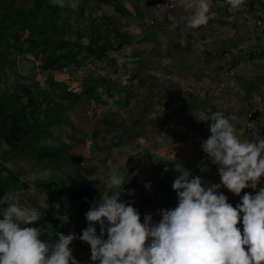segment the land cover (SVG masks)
<instances>
[{
	"label": "trees",
	"instance_id": "obj_1",
	"mask_svg": "<svg viewBox=\"0 0 264 264\" xmlns=\"http://www.w3.org/2000/svg\"><path fill=\"white\" fill-rule=\"evenodd\" d=\"M128 1L79 0L78 7L73 9L66 0L64 7L54 5L52 0H0V45L2 47L0 69L5 71L3 67L7 62L12 63L9 68L10 72L18 79V86L14 87L16 89L13 92H0V149L8 153V157L0 155V197L7 193L28 191L32 183L45 193L46 206H40L37 204L38 201L32 198L25 202L32 208L40 209L43 213L40 214L41 219L33 227L40 228V238L44 242L50 244L57 242L56 233L64 235L75 233L78 238L88 226L85 214L92 203L99 202V195L102 192L110 194L112 190L108 185L110 181L86 178L80 172H72L75 162L80 163L78 168L86 173L94 172L96 167L84 166L82 164L84 155L72 154L69 145L75 144V147L80 144V150L85 147L88 152L105 151L107 157L111 158L112 150L120 143L134 138L139 140L143 136L141 128H144L148 122L147 119L152 118L150 113L147 116L148 107L162 94L157 86L146 94L144 91H138L141 90L140 87L137 91H130V96L127 95L124 99V107L132 108L129 110L133 118L127 120L128 124H125V121L118 122L119 117H116V120H104L102 130H97L96 126L83 130L82 123L75 124L74 118L70 116L71 109L84 102L86 98L105 104L101 97V88L104 90L103 93H106L107 85H114L118 88L116 89L118 92L122 90L119 89L122 86L118 82L120 81L117 70L119 68L113 66V62L116 61L115 54L122 49L123 45L131 43V38L122 32L120 21L115 20V17L116 15L122 18L132 16L131 10L134 2L130 4ZM258 2L257 6L261 7L264 14L263 0H250V6H255ZM107 9L113 10L112 14H108ZM96 11L101 12L100 17H94L93 13ZM257 19L263 18L258 15ZM25 34L27 35L24 36ZM82 41L87 43H82ZM261 46L259 47L260 54L263 56L264 44ZM14 52L20 57L11 58ZM22 60L37 64L38 74L43 78L40 79L38 74L29 76L22 74L18 69ZM97 62H105V64L89 70L87 78L80 85L78 78H73L68 74V71H72L71 67L88 68ZM111 66L115 74L107 72ZM236 68L237 62L230 61L224 66L219 65L218 69H229L232 71L231 75H234L233 71ZM99 70L104 73L103 76L98 74ZM138 78L141 80V76L135 73L126 76L128 83H133V85L139 80ZM129 84L127 85L131 89ZM79 89L81 93L78 92ZM250 92L251 90L247 92L248 96L244 99L250 98ZM200 96L201 93L196 95L197 100H200ZM210 98L211 96L207 94L200 105H205ZM66 102L65 108H61ZM258 108L249 104L236 113L239 118H248L251 114L253 118L261 120L264 110ZM47 119H52L55 123H48ZM247 121L249 125L245 126V134L251 135L252 138L253 134H259L261 138H264V132L261 131L263 127L260 124L257 125V122L251 123L249 118ZM66 126H70L76 135L78 133L74 144L64 141L63 146L57 147L42 143L54 130ZM147 132L154 135L156 133L154 129H150L144 132L145 136ZM35 134L39 135L34 138ZM100 141H103L102 145L99 144ZM131 141L137 142L136 140ZM87 144L93 145L94 148L90 151ZM143 152H146V149H143ZM200 155L201 153L196 161L200 159ZM22 156L33 161L31 162L32 168L42 165L51 169L54 173L51 179L21 183V174L8 166L7 158L19 159ZM105 161L108 162V159ZM136 168L132 166L125 170L124 187ZM261 178L264 183V176ZM136 181L138 180H133L132 185L137 186ZM59 190H62L61 194ZM152 193L143 191L136 196H124L123 199L131 202L141 214L144 211L143 208L154 196ZM58 195H61L60 199L57 198ZM52 204L59 206L54 212H51ZM54 213L64 218L62 224L58 221L54 224L49 223L46 216L50 217ZM2 217L0 214V219ZM97 232L99 233V225H97ZM106 238L107 234H105ZM82 243L86 242L78 238L70 245L76 256L80 253L83 255L87 253ZM87 246L90 249V245L87 244Z\"/></svg>",
	"mask_w": 264,
	"mask_h": 264
},
{
	"label": "clouds",
	"instance_id": "obj_2",
	"mask_svg": "<svg viewBox=\"0 0 264 264\" xmlns=\"http://www.w3.org/2000/svg\"><path fill=\"white\" fill-rule=\"evenodd\" d=\"M245 2L227 0L231 8L237 10ZM52 3L65 6V0H52ZM69 6L75 9L78 3L72 2ZM184 7L194 9L188 21L190 28L208 23L210 0H190ZM129 18L120 20V29ZM149 24L153 25V21L146 25ZM98 67L99 62L88 68H71L84 69L85 78L81 77L82 73L76 76L80 85L87 78L88 71ZM98 74L104 75L101 70ZM111 87L115 88L114 85ZM103 91L101 88L105 104L96 103L113 110V104L119 98L113 93L105 97ZM202 92L206 97L208 92ZM200 97L199 104L205 99L202 95ZM153 108L155 111V106ZM202 109H205L204 105ZM248 118L255 123L251 114ZM200 120L211 121L208 139L197 137L192 130L181 127L187 138L199 145L188 158L196 155L193 162H197L199 153L200 159L209 157L219 166L221 183L205 187L199 176L189 179L188 172L182 173L172 184L178 196L177 206L158 209L156 214L161 217L158 222H153L152 214L145 215L141 222L139 211L123 199L134 195V190H126L123 176L113 174L110 177L111 193H102L100 201L92 203L85 214L88 226L78 237L86 242L82 243L85 251L91 253L89 264H264V188L255 195L245 193L235 207L219 191L223 186L240 196L246 188H257L264 176V138L258 136L251 141H241L230 120L220 111ZM145 188L150 189L151 183L145 184ZM17 194L20 193L0 197V214L3 216L0 219V264H80L70 248L73 241L78 240L76 234L56 233L58 240L54 244L42 241L40 228L31 226L41 219L42 211L21 203ZM241 217L243 233L237 227Z\"/></svg>",
	"mask_w": 264,
	"mask_h": 264
},
{
	"label": "crops",
	"instance_id": "obj_3",
	"mask_svg": "<svg viewBox=\"0 0 264 264\" xmlns=\"http://www.w3.org/2000/svg\"><path fill=\"white\" fill-rule=\"evenodd\" d=\"M186 2L190 0H175V6L171 10H158L155 5L156 0H134V7L131 5V17L134 16V19L131 18V21L121 29L131 38V43L123 45L122 49L115 54L116 61L113 62V66L119 68L117 69L118 80L128 83L126 76L132 73L141 76V80L138 78L134 85L128 83L131 89L128 85L121 87L123 100L127 95L130 96V91H137L138 87L141 89L138 91H144L146 94L157 86L162 93L160 98L152 103L156 109L153 117L151 120L147 119L148 122L144 128H141L143 136L139 138L137 145L141 148L142 154L145 152L141 146L147 142L144 139V132L154 129L155 135L159 136L158 143L168 138L171 143L167 142L164 145L167 149L172 145L173 152L180 149L181 154H176L175 160L183 164L184 169L190 166L189 179L199 176L204 181L202 186L210 187L212 184L221 183L219 166L209 157L202 158L194 162L195 164H189L194 158V156L188 158L189 154L195 152L199 145L190 141L181 127L192 130L197 137L204 136L208 139L211 135V121L205 122L200 119L208 118L217 111L227 116L228 108L236 111L238 102L248 96L249 90H251L250 98L245 99V104L254 105L256 109L261 108L260 105L264 102V59H258V56H261L259 47L264 44V14L261 7L257 6L259 2L255 6H250V0H246L245 4L237 10L231 8L227 0H210L208 23L193 29L188 26V21L194 9H185ZM258 15L263 19H257ZM148 21H153V25H146ZM117 42L119 43V39ZM230 61H235L237 66L239 65V69L237 67L233 71L234 75H231L232 71L229 69H218L219 65L224 66ZM207 79H210L209 83ZM110 88L114 90L113 87ZM218 89H222V92L219 98L216 95L215 100L212 95H215ZM202 91L208 92L211 96L204 105L205 109H202L196 98V95ZM227 93L232 95L226 96ZM113 94L119 98L116 93ZM223 100L225 107L222 106L223 103L220 104ZM235 111H233L234 114ZM183 113L184 120L180 119L176 122V117ZM226 118L229 119V117ZM240 118L238 116L239 121ZM242 119L248 120L247 117ZM259 120L256 119L257 125L260 124L263 127L261 131L264 132V125ZM233 121L235 122L236 119L233 118ZM238 129L240 133L236 132V134L241 141H244L242 133L245 131L241 132V125ZM167 149L165 151H168ZM147 161H150L149 165L152 164L151 159H146L142 165ZM159 161L162 167H167L171 162L170 160ZM142 171H146V175H151L152 179L141 180L136 173H133L131 178L135 174L138 185L134 186L133 181L128 180L124 188L130 190V188L144 187V184L151 183L148 181L153 180L154 185L151 183L148 191L153 192L154 196L143 208L144 211L140 216L143 222L145 215L152 214L155 223L161 219L156 211L174 209L178 204V196L172 188L174 180L170 183L168 180V184L160 188V174L155 168L142 169ZM151 171L156 172L150 174ZM260 188H264L262 178L255 190L246 188L240 196H236L223 186L219 191L223 192L228 197V202L235 207L241 203L245 193L255 195ZM237 227L243 233L242 217Z\"/></svg>",
	"mask_w": 264,
	"mask_h": 264
},
{
	"label": "rangeland",
	"instance_id": "obj_4",
	"mask_svg": "<svg viewBox=\"0 0 264 264\" xmlns=\"http://www.w3.org/2000/svg\"><path fill=\"white\" fill-rule=\"evenodd\" d=\"M66 1H67L68 5H70L72 2L79 3V0H66ZM124 2H126V1H124ZM128 2L130 4H132L134 2V0H129ZM106 11L108 14H112V12H113V10H111V9H107ZM93 15H94V17H100L101 12L96 11L93 13ZM115 18H116L115 20H119V21L122 20V17H120L118 15H116ZM131 18L134 19V16ZM131 18L126 19V20L131 21ZM126 20H123V22H126ZM26 35L27 34H25L24 36H26ZM83 42L87 43L85 41H82V43ZM1 49H2V47L0 45V51H1ZM17 56L20 57V55H18L17 53L14 52L13 55L10 57L14 58ZM258 59H264V55L258 56ZM103 64L104 63H99V66H101ZM11 65H12V63L7 62V64L3 67L5 69V71L3 69H0V77H1L0 92H4V91L13 92V90L16 89V88L14 89V87L18 86V79L16 77H14V75L10 72L11 70L9 68L11 67ZM237 67L239 69V65ZM0 68H1V63H0ZM110 68L112 69V66ZM18 69L25 76L26 75L29 76L30 74L33 75V74L39 73V70L37 69V64H34L33 62H30L27 60H24V61L22 60L19 63ZM35 69H36V71H34ZM111 69H108L107 72L112 73L113 71ZM84 72H85L84 69L72 70L70 72L68 71L69 75L72 76L73 78H76L77 74H80V73L83 74V75H81V77L84 76V78H85L86 74ZM39 77H40V79L43 78L42 75H39ZM81 77H80V79H81ZM118 82L121 84L120 86H126L128 84L127 82L122 81V80H120ZM116 85H118V84L116 83ZM111 86L108 87L105 97L109 96L110 93H116L117 96H119V99L113 104V107H114L113 110H111V108L108 106L99 105L94 100L90 101L88 98H86L84 100V102H81L76 107L71 109V115L70 116H71V118L73 117L74 121H75V122L74 121L73 122L77 125L79 122L82 123V126L84 127V128H82L83 130L91 129L95 126H96L97 130H102V128L104 126V124H103L104 120L109 119V118L111 121H112V119L116 120L115 116L118 115V117H119L118 122L123 123L125 121V124H128L127 120L132 119L133 115L130 113L129 108L124 107L123 100L121 98L123 96V92L122 91L118 92L116 90L118 88H114V90H112L110 88ZM119 89H121V88H119ZM221 90L222 89H218L216 91V94L212 95L213 99L216 100V95L219 98V96L222 92ZM231 95H232L231 93L226 94V96H231ZM243 100L245 101L244 103H243ZM24 101H26V100H24ZM231 102H233L232 98H231ZM245 103H246V100L244 98L240 102H238V104L236 106V111H235V109L233 110V111H235V114L233 113L232 110H229L232 108H228V110H227L228 112H227L226 117H229L230 123L234 126L237 133H240V130L237 127L239 120H238V117H236V114H237L236 112H239V110H242V108H246L247 104H245ZM66 104H67V102L61 108H65ZM220 104H222L223 107L226 106V104L224 103V100ZM260 106H261L260 110H262V109L264 110V102L261 103ZM148 109L149 110L147 112V116L149 115V113L151 116L154 115L153 114L154 113L153 104H151L148 107ZM155 115H156V113H155ZM184 115L185 114L183 113L182 115L180 114L179 116H177L176 122H178L180 119L184 120V118H183ZM262 116L263 117H261L260 123L262 122V124L264 125V115H262ZM233 118L236 119L235 122L233 121ZM242 118L240 119L239 124L242 126L241 132H244V131H246L245 126L249 125V121H244ZM231 120H232V122H231ZM47 122L48 123H55L52 119H47ZM254 122L256 123L255 118H254ZM244 133H242L244 141H251L254 138L259 136V134H253V138H252L251 135H249V134L246 135ZM38 135L39 134H35L33 137L35 138ZM77 135H78V133H77ZM77 135H76L75 131L71 130L70 126H66V127H62V128H58V129L54 130L50 135H48L46 137L47 139L42 141V143H47V144L52 145V146L61 147V146H63L62 143L64 144V141L70 142L71 144H74V142L77 140ZM158 137H159L158 134H156L154 136V134H152L151 132L146 133V136L144 137V139L147 142L141 146L144 149H146V152L144 154H142V152L140 151L141 148H138L137 142L131 141V140L138 141L136 138L131 139L129 141L126 140V142L123 141L122 144L120 143L119 146L115 147V149L112 150V152L110 154L111 158L107 157V155H106L107 152L105 153V151H101V150L100 151L97 150L96 152L91 151L94 148L93 145L90 146L89 144H87L89 146V150L91 152H88L85 147H83V149L80 150V148H81L80 144L76 145L75 147H74L75 144L72 146L69 145V148H70L72 154L84 155V161L82 163V164H84V166L92 165V166L96 167L94 172L86 173L85 171L78 168L81 164L75 162V168L72 169V172H75V173L80 172L86 178H93V179L109 182L110 177L113 174L123 176V178L125 180V175H126L125 170H127L128 168H130L132 166H136L137 167L135 169L136 172L134 171V173H136L137 177L139 176V179L147 181L148 179H152V176L146 175L147 172L142 171V169L155 168L156 171L158 172V174H160L159 186H160V188H163L168 184V180L170 183V181L177 179L182 173L183 174H188V173L190 174L191 172L188 170L190 168L189 165H188V167H186V169H184L183 164H179L175 160V155L181 154L180 149L177 152H173L172 150H173L174 146L173 145L171 146L170 144L169 145L171 147H168V149H167V147H165L164 145L167 144V142L168 143H171V142L168 140V138H166V139H163L162 142L158 143V141H157ZM102 143H103V141L99 142L100 145H102ZM166 149L168 151H165ZM163 153L166 155H164ZM7 154L2 149H0V155L2 157H4V156L8 157ZM194 157H196V155H194ZM105 159H108V162L105 161ZM146 159H151L152 164L149 165L150 161H147L142 165V163ZM159 160H161V161L170 160L171 162L168 164L167 167H162L160 165ZM7 162H8L7 163L8 166L10 168H12L13 170H15L21 174L20 175L21 180L25 181V182H34L35 180L51 179V177L54 174L51 169L46 168L42 165L35 167V168H32L31 162H33V161L27 160L24 156L20 157L19 159L18 158L16 159L14 157L7 158ZM189 164H195V163L191 162ZM33 165H35V164H33ZM156 171H151L150 174H154V172H156ZM139 173L141 175H139ZM36 175L39 177L36 178L35 177ZM190 176H191V174L189 175V177ZM133 180H135V174H134V177L129 179V181H133ZM148 182H151L154 185L153 180L148 181ZM136 183L138 184V181H136ZM108 185L110 187V184H108ZM130 190H134L133 196H136L143 191H148L149 189H146L145 184H144V187L141 186L140 188H130ZM61 193H62V190H59V194H61ZM102 193H104V192H102ZM102 193L99 195V199L101 198ZM17 195L20 197L21 203H25L30 198H32L34 201L36 199L38 201L37 204H40V206H46L45 193L43 191H41L39 188H37L33 183L31 184L28 192L20 193ZM40 198H41V200H39ZM57 198L60 199L61 195H58ZM58 208H59L58 204H52L51 212H54V210L58 209ZM46 218H48L50 224H54L56 221H58L59 224H62L64 222V218L62 219L56 213H54L50 217L46 216ZM143 219H144V217H143ZM33 225L35 226V222ZM33 225H31V226H33ZM72 254L80 262V264H89V262L91 260L90 259V257H91L90 252L85 253V255L79 254L77 256L73 252H72Z\"/></svg>",
	"mask_w": 264,
	"mask_h": 264
},
{
	"label": "built area",
	"instance_id": "obj_5",
	"mask_svg": "<svg viewBox=\"0 0 264 264\" xmlns=\"http://www.w3.org/2000/svg\"><path fill=\"white\" fill-rule=\"evenodd\" d=\"M174 6H175L174 0H158L157 4H156V7L159 8V9H162V10H165V9L170 10ZM207 82L209 83L210 79H207ZM201 95L203 97H205V93L204 92H202ZM240 215L243 216V213H241Z\"/></svg>",
	"mask_w": 264,
	"mask_h": 264
}]
</instances>
